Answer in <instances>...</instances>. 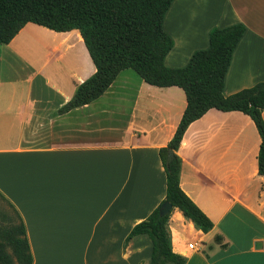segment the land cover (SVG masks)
<instances>
[{
    "label": "crops",
    "instance_id": "crops-1",
    "mask_svg": "<svg viewBox=\"0 0 264 264\" xmlns=\"http://www.w3.org/2000/svg\"><path fill=\"white\" fill-rule=\"evenodd\" d=\"M237 23L245 32L224 94L263 82L264 0H174L163 19L173 41L165 66H186L194 52L208 48L211 29ZM24 35L55 41L56 49L45 46L34 67L16 46ZM94 73L75 29L27 23L0 44V198L22 221L32 264H150L148 236L126 240L165 197L159 149L174 135L185 95L124 70L98 99L60 112ZM260 141L251 119L238 111L210 109L187 127L177 151L180 188L213 227L202 233L171 211L172 251L186 264H264Z\"/></svg>",
    "mask_w": 264,
    "mask_h": 264
},
{
    "label": "trees",
    "instance_id": "trees-1",
    "mask_svg": "<svg viewBox=\"0 0 264 264\" xmlns=\"http://www.w3.org/2000/svg\"><path fill=\"white\" fill-rule=\"evenodd\" d=\"M174 0H0V44L7 45L27 24L54 32L78 30L95 73L79 84L71 100L60 109L68 111L98 99L124 70L135 72L155 87L180 88L186 107L173 137L159 149L164 168L165 197L156 209L136 224L126 240L144 234L152 243L150 264H186L172 251L168 220L159 215L164 202L172 205L202 233L212 221L180 188L181 159L177 155L187 127L208 110L238 111L248 116L260 137L258 174L264 175V81L226 96L224 78L232 53L245 32L237 23L213 28L209 46L193 53L182 68H169L164 58L173 46L163 29V19ZM171 153V157H169ZM171 210V211H172ZM215 241L219 238L215 237ZM0 264H32L22 221L0 224Z\"/></svg>",
    "mask_w": 264,
    "mask_h": 264
},
{
    "label": "rangeland",
    "instance_id": "rangeland-1",
    "mask_svg": "<svg viewBox=\"0 0 264 264\" xmlns=\"http://www.w3.org/2000/svg\"><path fill=\"white\" fill-rule=\"evenodd\" d=\"M67 41V39L63 40L60 47L64 46ZM16 46L24 53L28 62L32 63V66L37 67L42 62L41 57L45 53V46H53V49H56L57 43L55 41H45L37 36L24 35L16 43ZM16 219L14 212L0 198V224L8 226L10 223H18Z\"/></svg>",
    "mask_w": 264,
    "mask_h": 264
},
{
    "label": "water",
    "instance_id": "water-1",
    "mask_svg": "<svg viewBox=\"0 0 264 264\" xmlns=\"http://www.w3.org/2000/svg\"><path fill=\"white\" fill-rule=\"evenodd\" d=\"M169 157H171V153L169 155ZM172 210V205L169 203V202H164L160 209H159V215L160 216H165L167 215L168 213H170ZM259 244H256L255 246L257 247Z\"/></svg>",
    "mask_w": 264,
    "mask_h": 264
},
{
    "label": "built area",
    "instance_id": "built-area-1",
    "mask_svg": "<svg viewBox=\"0 0 264 264\" xmlns=\"http://www.w3.org/2000/svg\"><path fill=\"white\" fill-rule=\"evenodd\" d=\"M195 244H196L195 242H191V243H189V244H188V248H189V249H193V247L195 246Z\"/></svg>",
    "mask_w": 264,
    "mask_h": 264
}]
</instances>
